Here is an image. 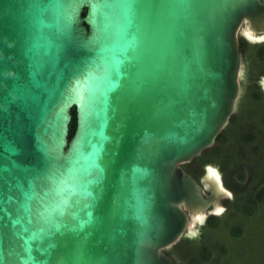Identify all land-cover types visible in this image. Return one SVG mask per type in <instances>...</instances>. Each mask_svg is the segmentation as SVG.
Instances as JSON below:
<instances>
[{"label":"water","instance_id":"1","mask_svg":"<svg viewBox=\"0 0 264 264\" xmlns=\"http://www.w3.org/2000/svg\"><path fill=\"white\" fill-rule=\"evenodd\" d=\"M244 21L264 0H0V264H176L233 197L183 164L236 110Z\"/></svg>","mask_w":264,"mask_h":264},{"label":"rangeland","instance_id":"2","mask_svg":"<svg viewBox=\"0 0 264 264\" xmlns=\"http://www.w3.org/2000/svg\"><path fill=\"white\" fill-rule=\"evenodd\" d=\"M247 123L250 122L247 121ZM248 125L246 122L231 123L228 129L230 134L227 138L224 137L223 140L215 142L213 146L205 149L197 159L188 165L190 170L198 174H201V171H198L199 163H210L217 166L223 173L228 187L237 192V199H240L237 203L250 208L248 214L244 212L243 207H238L233 215L234 218L228 217L231 220L232 218L237 220L245 228L241 241L246 247V251H231L234 258L231 260L232 263L227 264H264L261 253L264 250V148L260 147L259 150L255 148L256 144H261V137L252 141L243 139L244 134L247 133L245 128ZM252 169H260L259 174L255 177L256 186L253 188L250 185L245 192V185L250 179L253 180L251 178ZM214 236L226 247H230L234 241L232 232L224 226L216 228ZM211 251V256L207 260L195 256V260L198 261L196 264H225L224 260L228 255L223 248L215 245ZM184 263L191 264L190 260H185Z\"/></svg>","mask_w":264,"mask_h":264},{"label":"flooded vegetation","instance_id":"3","mask_svg":"<svg viewBox=\"0 0 264 264\" xmlns=\"http://www.w3.org/2000/svg\"><path fill=\"white\" fill-rule=\"evenodd\" d=\"M248 25L249 22L244 21L241 25L238 34L239 49L242 56V67L240 74V84H241L240 96L237 101L235 112L232 114L228 124L223 129L220 135L223 136V139L224 137L227 138L230 134L228 132V129L231 123L238 124V123L246 122V124L249 125L245 128L247 133H245L244 135L252 134L253 136L252 140H254L257 137L262 138L261 144L259 143L260 145L259 144L255 145L256 150H259L260 147L264 148L263 146L264 145V39H261V37H264V24H263V30L257 33L250 32ZM247 121L250 123H247ZM195 158L183 165L188 166L191 162L195 160ZM198 166H199L198 171H201V174H198L197 172L187 168L185 170L188 172L190 171L189 173L191 175H192L191 172L195 173L197 176L196 179L199 181L204 172L205 164L199 163ZM259 171L260 169H255V170L252 169L251 172H253V175H251V178H253V180L249 178L250 180L248 181V184H246L244 188L245 192L248 190V187L250 185L253 186V188L256 186L255 177L259 174ZM222 177L224 184L228 187L224 179L223 173H222ZM228 188L232 190L233 197L231 199H224L222 201L223 205L226 207L224 212L218 216L208 217L204 223H206L208 219L211 217L219 218L224 214L232 213L234 210L238 209V207H241L240 203H236V200L238 198L237 192L230 187Z\"/></svg>","mask_w":264,"mask_h":264},{"label":"trees","instance_id":"4","mask_svg":"<svg viewBox=\"0 0 264 264\" xmlns=\"http://www.w3.org/2000/svg\"><path fill=\"white\" fill-rule=\"evenodd\" d=\"M85 14V10L83 12ZM72 119L69 125V137H71L74 133L76 127V112L75 109H71ZM252 134L244 135L245 141L252 140ZM223 140V136L220 135L217 137V142ZM197 159V158H195ZM184 169H189L187 165H183ZM188 172V171H187ZM190 172V171H189ZM188 172V173H189ZM192 176L197 178L196 174L191 172ZM240 199L236 200V203ZM243 207L244 212L250 213V208L244 204H240ZM234 210L232 213H226L219 218L211 217L208 221L199 227L198 235L192 238L187 236H183L178 243H176L173 247L166 249V254L169 255L176 264H185V260H190L191 264H196L195 256L200 257L201 259L207 260L211 256V248L215 247V245H219L221 248L224 249L226 254L228 255L225 258L224 263H232L231 260L234 258L231 255V251L240 252L246 251V247L242 244L241 239L244 237L245 228L234 218ZM232 216V220L228 217ZM219 226H224L226 229L228 228L233 236L234 241L230 247H226L222 242H219L217 238L214 236V231ZM218 241V242H217ZM263 258H264V250L261 251Z\"/></svg>","mask_w":264,"mask_h":264},{"label":"snow or ice","instance_id":"5","mask_svg":"<svg viewBox=\"0 0 264 264\" xmlns=\"http://www.w3.org/2000/svg\"><path fill=\"white\" fill-rule=\"evenodd\" d=\"M261 39H264V37H261ZM210 171H212V170H210ZM212 174L216 175L215 172H212ZM220 211H223V210L221 209ZM197 219H199V217Z\"/></svg>","mask_w":264,"mask_h":264}]
</instances>
